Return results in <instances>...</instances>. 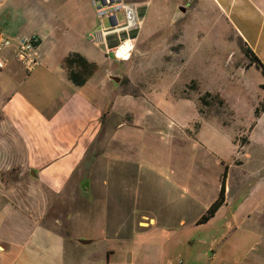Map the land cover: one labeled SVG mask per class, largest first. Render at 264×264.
Returning a JSON list of instances; mask_svg holds the SVG:
<instances>
[{
    "label": "rangeland",
    "instance_id": "rangeland-1",
    "mask_svg": "<svg viewBox=\"0 0 264 264\" xmlns=\"http://www.w3.org/2000/svg\"><path fill=\"white\" fill-rule=\"evenodd\" d=\"M125 1L139 8L142 27L132 34L135 51L117 61L105 46L88 41L90 32L100 30L92 0H0V34L12 41L0 51L7 64L0 69V110L18 92L31 111L41 114L38 125L30 118L13 120L3 111L0 133L10 140V128L23 127L32 152L46 149L50 155V147L64 146L60 155L79 159L61 191L39 182L33 168L25 174L65 240L93 241L77 245L82 256L104 260L107 248H113L115 264H130L150 258L155 242L167 243L170 253L177 238L162 236L157 229L164 226L179 234L180 248L172 255L182 254L180 262L204 264L206 256L195 257L206 233L179 228L176 216L200 213L211 193L201 179L212 174L209 181L220 179L224 171L208 147L230 161L236 147L232 134L255 125L245 166L250 171L264 166V116L258 117L264 76L255 65L240 68L250 62L246 45L208 0ZM179 6H189V12L174 22ZM117 17L125 22L123 14ZM33 36L41 42L35 50L38 65L30 73L18 57L16 41ZM110 41V46L117 44L116 38ZM74 51H88L101 66L86 88L74 86L62 69L63 58ZM19 69L22 74L16 76ZM110 76H119L120 85ZM84 92L96 98H77ZM227 111L234 112L235 121L222 127L220 122L227 126L229 121L223 116ZM249 136L240 133L235 141L248 144ZM85 182L90 184L86 192ZM151 218L160 226L148 228ZM141 221H149L148 226ZM260 228L257 236L242 240L235 238L238 232L227 235L214 264L264 258V224ZM233 240H239L237 247Z\"/></svg>",
    "mask_w": 264,
    "mask_h": 264
},
{
    "label": "crops",
    "instance_id": "crops-1",
    "mask_svg": "<svg viewBox=\"0 0 264 264\" xmlns=\"http://www.w3.org/2000/svg\"><path fill=\"white\" fill-rule=\"evenodd\" d=\"M208 1L217 8L246 47L250 48L264 65V0ZM2 5L3 2H0V6ZM3 36L10 39V37L0 34V42ZM73 53H78L85 58L86 65L78 62L75 65H69V67L65 63V58ZM23 61L21 60V62ZM100 67V64L93 59V55H90L88 51L70 52L62 60V69L66 74V79L74 86L81 88H86L89 85ZM27 72L30 71L27 70ZM71 72H78L82 79H89L83 86H77L69 79ZM20 74L22 73L19 69L15 75L20 76ZM22 84V81L17 82V86H22ZM23 98L25 97L21 93H11L5 103L3 102L1 105L0 115L5 111L13 120L24 121L25 118H30L40 125L41 114L31 111L25 105ZM77 98H86L84 100L90 102V98H96V96L92 97L91 94L84 92L77 95ZM222 100L225 105H229L227 99L222 98ZM260 115L263 117L264 111L259 112L258 117ZM223 116H227L229 121L226 126L217 117L222 127H229L231 121H235L233 111H227ZM253 126L255 127V125ZM254 127L248 131L250 133L249 143L245 145L236 142L235 137L240 133H248L246 129L232 134L231 141L236 147L234 148L235 154L230 161H226L207 146L210 157L224 167V171L220 179L219 177L212 178V181H209L213 174L206 175V178L201 179V182L207 185H205V189L207 191L211 189V193L205 208L200 213L193 218L186 213L176 216V224L178 223L179 228L189 226L206 233L204 241H202L203 245L195 257L200 260L202 256H206L208 261L204 264H214L217 247L227 235L238 232L235 238L240 240L245 236L255 237L262 230L260 227L264 224V166L258 167L256 171H250L245 166L247 160L251 159L247 156H249L248 146L252 143ZM18 128L20 130L10 128V132H12L10 140L0 133V264H115L116 251L113 248H107L104 260L102 257L99 259L90 258L80 254L77 245H83L79 243V240L70 242L65 240L62 234L56 230V227H60L59 223L50 221L48 212L39 205L38 201H41L43 196L40 197L33 191L32 182L25 174L26 171L33 168L39 174V182L49 183L61 191L68 180L67 178L70 177V171L65 172V166L78 164L79 159L71 154L60 155L65 150L64 146L59 149L50 147V155L46 149L38 150L40 151L38 153L32 152L31 147L25 141L23 127ZM81 132L79 131V136ZM47 134L49 133L47 132ZM51 135L53 136L52 133ZM72 161L74 162L72 163ZM218 172L219 169L216 170V173ZM5 174L9 175V180L5 179ZM223 180H225L224 204L210 220L202 224L199 223L201 217L219 197ZM189 181H192L191 175ZM215 181L218 182L217 185H210ZM150 220L154 221V224L148 228L160 226L155 218ZM144 222L149 223V221H141L139 224L142 225ZM157 231H161L162 236L163 232L165 237L173 235L177 238L170 253L167 250V243L155 242L150 246L152 252L150 258L137 261L132 259L130 264H191L180 262L182 254H171V251L174 254L175 250L180 248L179 234L175 233L174 229L169 230L161 226ZM162 236L161 238H165ZM239 240H233V248L238 246ZM188 242L191 243V238ZM67 252L70 254L68 255ZM210 253L211 257H207ZM252 258L238 260V264H246L245 261L248 264H264L263 256Z\"/></svg>",
    "mask_w": 264,
    "mask_h": 264
},
{
    "label": "built area",
    "instance_id": "built-area-1",
    "mask_svg": "<svg viewBox=\"0 0 264 264\" xmlns=\"http://www.w3.org/2000/svg\"><path fill=\"white\" fill-rule=\"evenodd\" d=\"M97 18L100 21V30L95 29L88 35V41L94 45L105 46L113 53L117 61L125 60L123 54H119L127 42H130L131 47L126 51L132 55L134 42L136 37L132 34L137 33L142 27V17L139 9L135 4L126 2L125 0H92ZM118 14H123L125 22H120ZM108 21V26L104 24V20ZM116 38L117 44L111 47L110 40ZM40 38L33 36L31 38H22L16 41L18 47V55L25 56L24 63L28 71H33L38 65L37 57L35 54L36 48L40 45ZM12 41L9 38L2 37L0 42V51L3 48L10 47ZM7 64L4 59L0 57V69L4 70Z\"/></svg>",
    "mask_w": 264,
    "mask_h": 264
},
{
    "label": "trees",
    "instance_id": "trees-1",
    "mask_svg": "<svg viewBox=\"0 0 264 264\" xmlns=\"http://www.w3.org/2000/svg\"><path fill=\"white\" fill-rule=\"evenodd\" d=\"M112 45V44H111ZM111 47H115V45L111 46ZM246 47V46H245ZM245 53L248 56V58L250 59L251 62V66L255 65L256 68H258L262 75L264 76V65L263 63L260 61V59L255 55V53L248 47H246L245 49ZM79 64L81 63L82 65H86L87 60L85 58H83L80 54L78 53H73L69 56H67L65 58V63L69 65H75L76 63ZM250 66V67H251ZM70 67V66H69ZM69 79L77 86H83L89 78H81V74H78V72H71L69 74ZM262 89L264 90V85L261 86ZM209 95V94H207ZM205 98H202V101L204 102ZM264 111V102L261 106L260 109V113ZM74 161H72L73 163ZM71 163V164H72ZM70 166V167H69ZM76 164H72V165H68L65 166V172L70 171V175L71 172L75 169ZM225 202V180H223L222 183V187H221V191L219 194V197L217 198V200L211 205V207L208 209V211L201 217V219L199 220V223H205L208 220H210L215 214L216 212L219 210V208L224 204Z\"/></svg>",
    "mask_w": 264,
    "mask_h": 264
},
{
    "label": "water",
    "instance_id": "water-1",
    "mask_svg": "<svg viewBox=\"0 0 264 264\" xmlns=\"http://www.w3.org/2000/svg\"><path fill=\"white\" fill-rule=\"evenodd\" d=\"M189 6H179L178 9H177V12L175 13L174 15V22L184 18L187 16L188 12H189ZM131 47V44L130 42H127L125 44V46L119 50V54H123L124 50ZM20 60H24L25 59V56H20L19 57ZM251 66V62H248L247 65L245 67H240L242 70L246 71L250 68ZM110 78L112 79V81L114 82L115 86H119L120 83H121V78L119 76H110ZM32 175L34 177H36V174L32 171ZM89 182H85L83 185H82V189L86 192L89 190ZM93 241L91 240H79V243L83 246H86V245H89L91 244Z\"/></svg>",
    "mask_w": 264,
    "mask_h": 264
},
{
    "label": "flooded vegetation",
    "instance_id": "flooded-vegetation-1",
    "mask_svg": "<svg viewBox=\"0 0 264 264\" xmlns=\"http://www.w3.org/2000/svg\"><path fill=\"white\" fill-rule=\"evenodd\" d=\"M135 49H136V41L134 42V48L132 50V53L135 51Z\"/></svg>",
    "mask_w": 264,
    "mask_h": 264
},
{
    "label": "bare ground",
    "instance_id": "bare-ground-1",
    "mask_svg": "<svg viewBox=\"0 0 264 264\" xmlns=\"http://www.w3.org/2000/svg\"><path fill=\"white\" fill-rule=\"evenodd\" d=\"M124 51H125V53L127 52L126 49H125ZM125 53H124V54H125ZM124 54H123V55H124ZM151 224H154V221H152ZM144 226H148V224H144Z\"/></svg>",
    "mask_w": 264,
    "mask_h": 264
}]
</instances>
